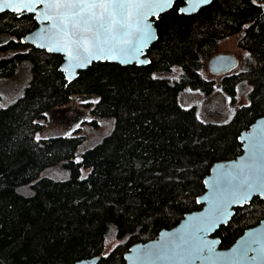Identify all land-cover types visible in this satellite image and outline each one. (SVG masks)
Listing matches in <instances>:
<instances>
[{"label":"trees","instance_id":"obj_1","mask_svg":"<svg viewBox=\"0 0 264 264\" xmlns=\"http://www.w3.org/2000/svg\"><path fill=\"white\" fill-rule=\"evenodd\" d=\"M182 4L175 0L154 19L158 37L147 49L149 64L95 62L71 82L58 69L60 54L20 41L36 27L31 14L0 13V51L14 52L0 58V78L23 63L29 72L23 92L0 107V264L91 257L126 264L130 245L200 207L196 197L213 163L241 153L238 135L264 115V0H211L189 15L178 11ZM229 38L249 55L240 70L216 80L207 61ZM174 66L175 80L157 75ZM216 85L235 108L226 122L203 121L195 106L179 102L186 87L208 95ZM242 88L248 103L238 105ZM80 95L97 97L87 103L90 113L111 118V131L83 151L81 134L38 140L40 120ZM262 218L264 200L257 196L236 207L214 233L220 247ZM110 240L117 242L103 254Z\"/></svg>","mask_w":264,"mask_h":264},{"label":"snow or ice","instance_id":"obj_2","mask_svg":"<svg viewBox=\"0 0 264 264\" xmlns=\"http://www.w3.org/2000/svg\"><path fill=\"white\" fill-rule=\"evenodd\" d=\"M193 2L200 6L209 4L211 0H189L190 4ZM256 2L252 0L253 4ZM172 5L173 0H0V13L11 10L19 16L25 12L37 13V7L43 6L42 13L36 14V19L50 23L47 29L37 33V37L44 41L37 46L47 48L49 52L65 54L68 67L63 70L71 82L77 69L85 68L93 61L129 63L132 59L138 60L148 44L156 39L149 17L159 18V14ZM190 10L194 9H180L182 13ZM138 62L147 64L150 61L144 59ZM37 139L40 137L37 136ZM227 182H235V186L219 196L217 182H213V195L217 198L212 201L209 215L197 219L201 232L227 223L232 205L247 203L255 193L264 195V180L260 178L254 162L242 166L239 174L230 175ZM216 243L206 242L195 250L212 253ZM191 251L177 245L159 254L186 258ZM243 254L246 255V251Z\"/></svg>","mask_w":264,"mask_h":264},{"label":"water","instance_id":"obj_3","mask_svg":"<svg viewBox=\"0 0 264 264\" xmlns=\"http://www.w3.org/2000/svg\"><path fill=\"white\" fill-rule=\"evenodd\" d=\"M174 2L175 0H173V3ZM203 6L206 5L197 6V4L194 2L190 4L189 0H183V4L178 8V11L182 13L180 11L181 8L194 9L190 10L188 13H183L189 15L197 12ZM5 11L12 12L11 10ZM42 11L43 6H38L37 13H24L31 14L33 16L34 20L36 21V27L23 35L20 41L23 44H30L36 48L49 52L47 48H40L37 46L39 43L44 42L37 37V33L41 32L42 29H47L50 23L48 21H44L43 19H36V14L42 13ZM155 18V16L149 17V21L153 25L157 39V29L154 25ZM156 39L152 40L148 44V46L143 50V54L138 56V60L147 59L150 61L146 55L147 49ZM49 53H56L62 56V61L58 69L63 73L66 81L69 82L66 72L63 70L68 67L65 54L60 52ZM138 60L132 59L129 63H121L116 60H99L93 61L92 63L106 61L118 63L122 66L129 64H149L139 63ZM236 65L237 58L233 54L229 53H217L210 57L207 61V67L209 71L213 75L217 76L229 72ZM87 67L77 69L76 75L71 79V81L76 79L80 70H85ZM217 87H220V85H216V88ZM72 98H74V96H72ZM238 141L241 143V153L235 158L213 163L209 173L203 178L204 191L196 197V202L200 205V207L185 213L183 217L172 227L161 229L154 238L144 242H136L130 245L128 250L123 255L126 264H264V218L260 219V221L254 226L246 228L242 234L239 235L236 240L226 248L220 247V239L214 235L219 226L224 224H219L217 227L207 232H201L197 223L198 218L209 215L212 201L213 199L217 198L213 195L214 181L217 182V186L219 188L217 196H219L220 193L226 192L231 187L235 186V182L231 184L227 182L230 175H238L241 167L249 164L250 162H254L256 164L258 174L260 178L264 180V115L257 117L247 127V129L242 130L238 135ZM256 196L264 200V195H260L259 193L253 194L251 199ZM251 199L245 204H248ZM243 205L238 203L230 207L229 211L231 215L228 221L234 214V209ZM211 241L217 242L214 245V251L212 253H208L206 251L199 252L195 250L199 247H203L206 242ZM177 245L187 247L192 251L186 258L171 254L163 256L159 254L163 250L174 249ZM244 251H246V255L243 254ZM252 257L256 258L252 259ZM98 260L99 257H91L78 260L74 264H98Z\"/></svg>","mask_w":264,"mask_h":264},{"label":"rangeland","instance_id":"obj_4","mask_svg":"<svg viewBox=\"0 0 264 264\" xmlns=\"http://www.w3.org/2000/svg\"><path fill=\"white\" fill-rule=\"evenodd\" d=\"M13 51H0V58L10 56ZM216 53H229L237 58V65L230 71H238L242 66V61L245 52L239 49L235 40L232 38L221 41V44ZM208 73H211L207 67ZM180 68L172 67L170 71L159 72L158 76L169 78L171 81L179 77ZM212 74V73H211ZM213 75V74H212ZM29 72L26 63L19 65L14 75L0 78V105H9L17 96H19L28 81ZM220 76L213 75L214 79ZM246 89H238V105L248 103L245 96ZM179 102L182 106H195L197 116L207 122L223 123L228 121L233 112L234 106L231 105L227 94L220 88H214L213 91L205 95L199 89L184 88L179 92ZM97 100L96 96L80 95L67 105L49 111L45 118L41 119L43 129L37 132L36 136L49 137L58 135L81 134L84 140L79 146V150L93 147L100 142L102 138L108 134L113 127L111 118H99L90 113V107L87 103H94ZM96 121V125L91 123ZM79 125V127H77ZM48 174L50 173L47 172ZM86 171H83V175ZM116 240H110L105 246L103 254H106L115 244Z\"/></svg>","mask_w":264,"mask_h":264}]
</instances>
